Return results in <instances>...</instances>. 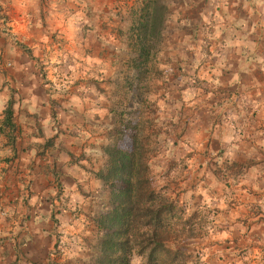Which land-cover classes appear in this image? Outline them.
Listing matches in <instances>:
<instances>
[{
	"label": "crops",
	"instance_id": "0c3cea01",
	"mask_svg": "<svg viewBox=\"0 0 264 264\" xmlns=\"http://www.w3.org/2000/svg\"><path fill=\"white\" fill-rule=\"evenodd\" d=\"M1 9L5 264H46L57 227L53 201L68 196L79 209L76 225L86 227V252L69 264L108 263L105 226L115 189L105 180L107 150L117 144L120 112L142 107L144 81L155 93L147 103L169 130L170 177L185 158L188 201L217 209L233 232L217 240L219 252L202 255V264H264V0H0ZM146 61L157 69L135 68ZM78 64L98 70L100 80L89 75L65 95L49 90ZM7 110L13 127L5 125ZM195 155L198 173L210 180L194 176L193 188ZM114 256L123 258V250Z\"/></svg>",
	"mask_w": 264,
	"mask_h": 264
},
{
	"label": "rangeland",
	"instance_id": "374dc122",
	"mask_svg": "<svg viewBox=\"0 0 264 264\" xmlns=\"http://www.w3.org/2000/svg\"><path fill=\"white\" fill-rule=\"evenodd\" d=\"M0 12L3 13L4 11H2L1 9ZM5 21L6 20L4 19L2 24H6ZM5 29L6 30L4 31V33L8 34L9 36L11 33L7 30H11V27L6 26ZM165 38L166 37L161 38V42H164ZM81 63L83 64V62ZM82 64H78L79 70H70V72L67 74V77L72 75L71 77H69L70 79L64 78L63 82H61L60 84H56V82L49 84V90L55 94L58 93L65 95V92H67L68 88L80 87V82H84L89 79V75H94L95 77H97L96 79L93 77L92 80H100L101 73L98 74V70L97 73H95L94 70H92L89 66H85ZM144 65L146 66L147 71H150V69H152V71L154 72L157 69L153 64H151L152 67H150L148 61H146ZM68 66H71V64H68ZM136 69L141 71V69L139 68ZM78 71H81V75L80 77H76V79H78V82H76L74 79V73H78ZM156 74L157 76H159V78H156L157 80H163L164 72L156 71ZM139 84L140 85L138 88L141 87L142 90L144 89V91H142L144 97L142 107H137L136 109L140 110L131 112H127L125 107L123 111L120 112L119 118L117 120L119 129H121L122 124L128 120L133 121L134 125L139 126V136L143 138L147 145V148L149 149V152L147 154V165L149 169V176L151 177L152 188L157 192H161L162 194H164L166 198L176 201L179 205V208L183 210L182 213L178 212V216H180V219L174 218L172 222H170V224L166 225V241L163 242V244L169 251L162 253V257H160L165 258L166 262L164 264H202V255L207 253L206 251L211 250L219 252V244L217 243V240L219 242H224L228 234L232 235V231V233L227 232L231 230V226H227L226 224H224L223 221H221L222 219L218 218L217 212H215L217 209L210 210L208 207V203V205L200 204L199 208L196 209L195 206L191 205V203L188 201V198H190V193L188 194L185 191V188H187L186 184L188 183V180L186 179L188 174L186 169L188 168V166L185 158L180 163H178L179 167L176 173L172 177H170L168 168L171 165L166 160V158L167 156H169V154H172L173 151L171 152V150L173 149L167 145L169 144V142L165 141V137L169 135V130L166 129V123L163 119L164 117L159 116V114L157 115V112L155 113L157 109L152 106L153 104H151V102L150 104H148L146 101L148 100L146 99V97L151 98V96H154L155 94L153 90L150 89V87L152 86H149L147 81ZM2 87L3 86L0 83V88ZM2 90L3 89H0V91ZM137 97L139 98V96ZM164 98L165 93L162 94V99ZM134 105L135 107L137 106V101H135ZM4 106L5 103L2 99H0V111L4 110ZM155 116H158V123L155 122ZM119 138L121 140H118L117 144L121 148L127 150L132 149L133 143L129 136H123L122 138ZM198 159L199 158L195 155L193 159V169L197 165H199L197 163H194V160ZM191 162L192 160H190L188 164L190 163L192 167ZM200 162L201 161H199V163ZM202 167L203 166L201 165L197 166V171L194 172L193 175H190L192 179V185L193 183L195 184V182H197L196 179H194V176L195 178L203 176L202 173H198L200 172V168ZM212 167H214L212 166V164H205V168L203 169L209 171L212 170ZM234 170L235 168L231 167L230 171L232 173H234ZM208 173L210 174V172ZM209 176H203L204 180L202 182H209ZM4 181V179L0 178L1 218L7 215V211L3 210L6 205V200L2 195L3 190L1 191V189H3V186H5ZM223 181H226V179H223ZM227 181H229V184L233 187V178H229L227 179ZM28 182L30 181L28 180ZM193 188H195V185H193ZM61 197L64 198L65 196ZM64 199L68 200H64V202L61 204L58 202L59 199L53 201V204L59 207L54 208L53 206V210H56L54 218L57 220V227L54 232L53 248L50 252L48 260L46 261V264H69V262L72 260L75 261L76 259H81L82 255H84L86 252V241L84 240L86 227L83 224L82 220L79 225H76V221L79 219L80 215L78 213L79 209L72 207V205L70 204V200L72 199H70L69 196L68 198L65 197ZM65 219L66 221H64ZM186 220H190L188 221L189 223ZM72 221H74V223H72ZM3 222L4 220L1 222V224H3ZM5 242V236L3 237L0 232V264H5V258L3 256L6 245ZM208 243H211L213 245L208 246ZM134 252L137 253L136 251ZM134 252L128 257L133 264H150L147 260V257H145L144 259H137V257L134 256ZM219 254L217 253L215 255V258L211 260L213 263ZM174 258L177 259L173 261ZM229 260L230 262H232L230 254ZM20 261H22L21 264H33L29 260L27 262L25 260Z\"/></svg>",
	"mask_w": 264,
	"mask_h": 264
},
{
	"label": "trees",
	"instance_id": "16d2710c",
	"mask_svg": "<svg viewBox=\"0 0 264 264\" xmlns=\"http://www.w3.org/2000/svg\"><path fill=\"white\" fill-rule=\"evenodd\" d=\"M143 49L142 56L147 58L150 52L146 48ZM136 68L141 69L143 74L148 72L144 64ZM6 114L5 125L13 127L12 111L7 110ZM128 121L122 124L117 133L118 140L123 136L131 138L132 149L127 150L116 144L114 148L107 150L109 166L105 180L111 182L115 189V209L108 218V225L105 226L111 231L108 235L110 240L104 248L105 260L107 264L116 261L129 264L127 253L132 255L136 251L143 259L147 257L150 264H164L166 260L161 258L162 253L169 251L163 244L166 241V225L174 218L180 219L178 212L182 213L183 210L176 201L166 198L164 194L152 188L147 165L149 149L139 136V126L134 125L133 121ZM113 236L124 237V241L114 242ZM121 249L124 256L120 259L114 256V253Z\"/></svg>",
	"mask_w": 264,
	"mask_h": 264
}]
</instances>
